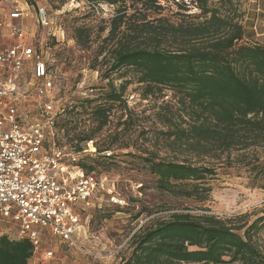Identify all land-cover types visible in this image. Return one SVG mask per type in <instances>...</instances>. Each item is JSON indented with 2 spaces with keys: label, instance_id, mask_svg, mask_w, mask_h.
<instances>
[{
  "label": "trees",
  "instance_id": "trees-1",
  "mask_svg": "<svg viewBox=\"0 0 264 264\" xmlns=\"http://www.w3.org/2000/svg\"><path fill=\"white\" fill-rule=\"evenodd\" d=\"M83 1L116 7L104 39L112 42L105 79L127 69L143 86L145 95L155 90L171 91L178 96L186 120L180 117L185 127L166 121L165 141L198 159L218 162L224 157L226 165L232 164L230 155L238 153L237 162L248 167L254 183L264 192V158L257 154L264 150V45L240 44L244 28L237 12L225 11L240 0H178L190 2L200 12V20L175 25L128 18L127 11L133 5L151 4L160 9L157 0ZM85 37V28L74 30L77 46L85 47ZM122 91L111 90L102 102L95 100L93 107L92 100H80L81 109L90 114L96 127L78 142L92 141L93 134L107 125L116 103L126 109ZM70 111L76 114L75 108ZM71 123L72 118L65 121L64 128ZM147 155L143 167L156 179L158 191L200 204L208 201L214 166L193 164L187 158L177 162ZM81 166L87 173L93 171L88 164ZM260 230H264V217L249 225H235L207 214H172L135 236L131 256L122 264H264ZM33 252L27 240L0 238V264H31Z\"/></svg>",
  "mask_w": 264,
  "mask_h": 264
},
{
  "label": "rangeland",
  "instance_id": "rangeland-1",
  "mask_svg": "<svg viewBox=\"0 0 264 264\" xmlns=\"http://www.w3.org/2000/svg\"><path fill=\"white\" fill-rule=\"evenodd\" d=\"M183 4L178 0H157L160 9L151 4L133 5L127 15L133 21L143 20L154 25L158 20L174 25L200 20L196 8L190 4L182 7ZM233 6H227L225 11L232 14L235 10L245 28L240 44H258L259 35L264 32V0H240ZM14 7L28 15L27 19L18 21V28L27 34V43H42L53 56L54 107L65 110L58 121L63 144L88 150L87 143L78 142V138L93 131L96 123L81 109L80 100H92L93 107L95 100L102 102L111 90L121 92L124 88L122 99L126 106L125 110L119 103L112 107L107 125L93 134L90 141V148L96 153L90 151L81 156L98 178L105 179V185L104 193L94 196L89 207L80 213L84 229L76 236L77 248L45 233L31 264H122L131 256L135 236L153 222L168 219L172 214H207L231 220L235 225H249L264 217V192L254 183L248 167L237 162L238 153L233 152L232 164L226 165L224 157L218 162L198 159L165 141L162 133L167 131L166 121L171 120L172 126L185 127L180 118L183 111L178 96L167 89L145 95L143 86L127 69L105 79L111 63L112 42L104 39L115 17V6L90 5L83 0H0L1 15H7ZM38 7L45 9L50 28L38 24ZM76 28L86 29L85 47L77 46L73 40ZM90 88L95 91L87 97L84 93ZM98 97L100 99H96ZM71 108L76 109V114L72 115ZM71 118L73 123L65 129V121ZM97 150L111 152L112 157L104 160L102 155H97ZM147 154L165 161L181 162L187 158L193 164L214 166L215 175L208 181L212 190L208 201L200 204L158 191L156 179L143 167L142 160ZM257 154L264 158V150H258ZM258 234L264 239V230ZM46 251L52 252L50 259L44 254Z\"/></svg>",
  "mask_w": 264,
  "mask_h": 264
},
{
  "label": "built area",
  "instance_id": "built-area-1",
  "mask_svg": "<svg viewBox=\"0 0 264 264\" xmlns=\"http://www.w3.org/2000/svg\"><path fill=\"white\" fill-rule=\"evenodd\" d=\"M36 17L50 28L44 8H37ZM27 18L17 7L0 13V238L27 240L35 255L45 233L77 248L76 236L84 229L80 213L104 193L105 179L81 166L82 155L96 153L92 142L76 151L59 138L65 110L54 107L53 56L44 44L27 43L18 28ZM97 155L112 157L107 151Z\"/></svg>",
  "mask_w": 264,
  "mask_h": 264
},
{
  "label": "crops",
  "instance_id": "crops-1",
  "mask_svg": "<svg viewBox=\"0 0 264 264\" xmlns=\"http://www.w3.org/2000/svg\"><path fill=\"white\" fill-rule=\"evenodd\" d=\"M244 36H245V28H244ZM258 45H264V32H262L261 35H259V43H258Z\"/></svg>",
  "mask_w": 264,
  "mask_h": 264
}]
</instances>
